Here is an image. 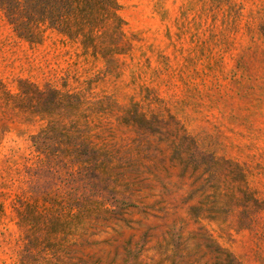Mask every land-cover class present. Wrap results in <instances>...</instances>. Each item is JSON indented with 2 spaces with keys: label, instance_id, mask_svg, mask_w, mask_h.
<instances>
[{
  "label": "rangeland",
  "instance_id": "1",
  "mask_svg": "<svg viewBox=\"0 0 264 264\" xmlns=\"http://www.w3.org/2000/svg\"><path fill=\"white\" fill-rule=\"evenodd\" d=\"M120 3L129 50L110 66L56 33L31 44L0 11V264H22L25 192L57 243L40 253L70 264H264V0ZM61 142L104 147L113 172L39 156Z\"/></svg>",
  "mask_w": 264,
  "mask_h": 264
},
{
  "label": "trees",
  "instance_id": "2",
  "mask_svg": "<svg viewBox=\"0 0 264 264\" xmlns=\"http://www.w3.org/2000/svg\"><path fill=\"white\" fill-rule=\"evenodd\" d=\"M121 9L120 0H0V11L20 38L31 44H42L49 34L56 33L64 42L78 44L82 49L81 56L86 59H102L108 66L116 62L118 54L129 50L125 47L126 21L120 13ZM50 91L55 98L57 95L58 100L55 99L53 103L59 106L69 108L84 104L81 92H62L58 89ZM46 147H37L39 156L46 154L47 157L70 159L72 168L77 166V172L82 175L88 172L109 175L113 172L109 161L101 158L108 154L106 149L92 142H61L55 149ZM45 162L43 158L38 165ZM28 195L26 192L19 194L13 206L19 217L18 224L26 233L22 264L30 258L29 254L38 257L36 264H70L67 256L55 253L48 257L42 254L47 247L54 250L57 243L45 244L44 240L35 236L38 229L42 230L46 209L40 204L31 203ZM86 196V193H81L79 198L81 202L77 216L81 231L85 230L86 219L94 214L93 208L87 204ZM37 249L39 253L33 251Z\"/></svg>",
  "mask_w": 264,
  "mask_h": 264
}]
</instances>
